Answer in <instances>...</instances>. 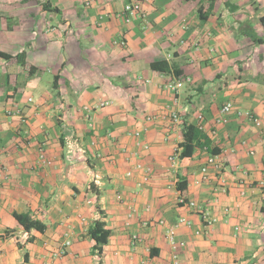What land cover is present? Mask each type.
Returning <instances> with one entry per match:
<instances>
[{
  "label": "crops",
  "instance_id": "crops-1",
  "mask_svg": "<svg viewBox=\"0 0 264 264\" xmlns=\"http://www.w3.org/2000/svg\"><path fill=\"white\" fill-rule=\"evenodd\" d=\"M133 2L141 14L125 22ZM0 52L12 57L0 58V264H170L179 217L190 221L176 229L179 264H264V0H0ZM197 115L224 194L214 176L196 183L206 149L178 157ZM14 212L45 231H24ZM97 219L110 230L101 255L86 237Z\"/></svg>",
  "mask_w": 264,
  "mask_h": 264
},
{
  "label": "built area",
  "instance_id": "built-area-1",
  "mask_svg": "<svg viewBox=\"0 0 264 264\" xmlns=\"http://www.w3.org/2000/svg\"><path fill=\"white\" fill-rule=\"evenodd\" d=\"M96 2V0H85V5H91L92 3ZM141 14V9H140V4L138 2H133L126 4L123 8V17L125 22H129L132 19L139 17ZM183 85V79H175L172 82H168L165 84L164 88L172 93H177L178 90L182 87ZM30 100V99H29ZM109 102H102L100 104L101 107H104L108 105ZM233 106L231 102L225 103L221 109H220V116L217 118L216 123L221 125L225 124L227 122V116L232 112ZM236 115L238 116H243L248 122L253 124L255 127H260L261 126V121L256 118L253 114L249 112H242V111H237L235 112ZM151 117H148L147 120H151ZM170 120L172 123L177 124L180 121V117L176 111H172L170 113ZM196 125L198 126L199 130L203 131V117L202 115H197L196 117ZM136 137H139L138 133H135ZM264 147V144H263ZM177 154H173L169 157V162L171 165L175 164ZM41 159H43V155L41 154L40 156ZM264 158V155H263ZM137 169H141L139 166H137ZM146 174L148 173V170L144 171ZM128 175L130 176L131 173L128 172ZM146 176V175H145ZM214 176V177H213ZM216 179V183L212 186V192L217 195L219 193H226V184L227 180L224 177V168L222 166V163L220 162L219 158L217 155H209L206 163L200 168V179L196 182L198 184L200 183H209L212 179ZM241 194H243L241 192ZM213 202L217 201V197H214L212 199ZM181 205L186 207L187 209H190L194 211L204 226H211L212 224L217 222V218L211 214L210 210L208 208H203L199 206L195 201H188V200H183L180 199L179 202ZM224 213L228 212V209L225 208L223 209ZM143 226H148L149 223H142ZM155 224L159 226H165V221L164 220H157ZM190 221L186 219L185 217H179L177 222L174 225L167 226L166 228V239L170 245V248L172 249L173 256H172V261L170 264H179L178 258H177V251L181 248L184 247V242L177 240L176 238V229L178 226H189ZM134 240H138L136 236L133 237ZM69 242H65L64 246H68ZM63 252H57L54 254V257H61Z\"/></svg>",
  "mask_w": 264,
  "mask_h": 264
},
{
  "label": "trees",
  "instance_id": "trees-1",
  "mask_svg": "<svg viewBox=\"0 0 264 264\" xmlns=\"http://www.w3.org/2000/svg\"><path fill=\"white\" fill-rule=\"evenodd\" d=\"M23 57V54L16 56L17 59ZM0 58L11 59L12 57L8 54L0 52ZM164 71V70H163ZM179 76V75H176ZM180 152L178 157L180 159L191 157L196 149H206L209 155H217L218 151L211 148V142L205 136L201 130H199L197 125L184 122L182 126V142L178 144ZM181 192L186 189V183L184 180L179 182L176 186ZM183 200H186L182 198ZM13 218L16 220L18 225L26 232L31 230L38 231L40 233L44 232L46 226L37 219L32 218L27 213H13ZM86 237L94 242L92 248L93 252L98 255L102 254V248L106 245L110 239V230L107 228L106 223L101 219L94 220L86 231Z\"/></svg>",
  "mask_w": 264,
  "mask_h": 264
}]
</instances>
